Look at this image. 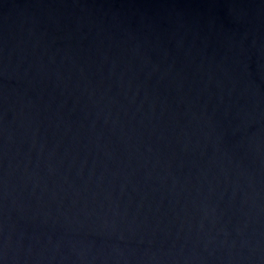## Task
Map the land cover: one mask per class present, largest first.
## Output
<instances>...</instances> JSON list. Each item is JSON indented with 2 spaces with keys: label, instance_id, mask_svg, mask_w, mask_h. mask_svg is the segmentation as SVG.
I'll use <instances>...</instances> for the list:
<instances>
[{
  "label": "water",
  "instance_id": "95a60500",
  "mask_svg": "<svg viewBox=\"0 0 264 264\" xmlns=\"http://www.w3.org/2000/svg\"><path fill=\"white\" fill-rule=\"evenodd\" d=\"M0 264H264V0H0Z\"/></svg>",
  "mask_w": 264,
  "mask_h": 264
}]
</instances>
